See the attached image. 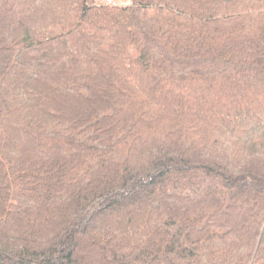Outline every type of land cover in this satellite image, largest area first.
I'll return each mask as SVG.
<instances>
[{
  "label": "trees",
  "instance_id": "trees-1",
  "mask_svg": "<svg viewBox=\"0 0 264 264\" xmlns=\"http://www.w3.org/2000/svg\"><path fill=\"white\" fill-rule=\"evenodd\" d=\"M0 0V264H264V0Z\"/></svg>",
  "mask_w": 264,
  "mask_h": 264
},
{
  "label": "rangeland",
  "instance_id": "rangeland-1",
  "mask_svg": "<svg viewBox=\"0 0 264 264\" xmlns=\"http://www.w3.org/2000/svg\"><path fill=\"white\" fill-rule=\"evenodd\" d=\"M101 1H107V0H101ZM117 3H123V4H128L130 0H113Z\"/></svg>",
  "mask_w": 264,
  "mask_h": 264
},
{
  "label": "built area",
  "instance_id": "built-area-1",
  "mask_svg": "<svg viewBox=\"0 0 264 264\" xmlns=\"http://www.w3.org/2000/svg\"><path fill=\"white\" fill-rule=\"evenodd\" d=\"M104 2H106L108 5H115L113 0H107V1H104Z\"/></svg>",
  "mask_w": 264,
  "mask_h": 264
}]
</instances>
